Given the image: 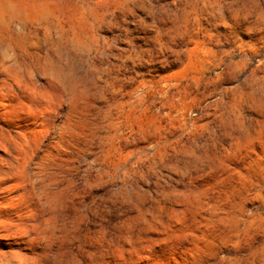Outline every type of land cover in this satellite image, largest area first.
I'll return each mask as SVG.
<instances>
[{
  "label": "rangeland",
  "instance_id": "1",
  "mask_svg": "<svg viewBox=\"0 0 264 264\" xmlns=\"http://www.w3.org/2000/svg\"><path fill=\"white\" fill-rule=\"evenodd\" d=\"M0 264H264V0H0Z\"/></svg>",
  "mask_w": 264,
  "mask_h": 264
}]
</instances>
